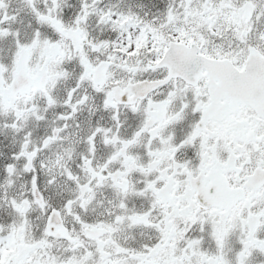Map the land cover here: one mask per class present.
<instances>
[{
  "label": "snow or ice",
  "instance_id": "snow-or-ice-1",
  "mask_svg": "<svg viewBox=\"0 0 264 264\" xmlns=\"http://www.w3.org/2000/svg\"><path fill=\"white\" fill-rule=\"evenodd\" d=\"M0 135V264H264V0H0Z\"/></svg>",
  "mask_w": 264,
  "mask_h": 264
},
{
  "label": "flooded vegetation",
  "instance_id": "flooded-vegetation-1",
  "mask_svg": "<svg viewBox=\"0 0 264 264\" xmlns=\"http://www.w3.org/2000/svg\"><path fill=\"white\" fill-rule=\"evenodd\" d=\"M135 3L137 4H144L146 6V10H147V6L148 4L151 3V0H134ZM86 115V114H85ZM5 142H7V148L11 149L12 148V144H11V136H9L7 139L4 140Z\"/></svg>",
  "mask_w": 264,
  "mask_h": 264
}]
</instances>
